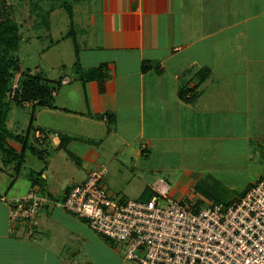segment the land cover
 I'll use <instances>...</instances> for the list:
<instances>
[{
  "label": "crops",
  "instance_id": "crops-1",
  "mask_svg": "<svg viewBox=\"0 0 264 264\" xmlns=\"http://www.w3.org/2000/svg\"><path fill=\"white\" fill-rule=\"evenodd\" d=\"M70 3L67 36L76 78L62 76L60 87H52L57 88L52 107L22 108L31 112L24 120L27 139L31 134V145L45 151L47 164L40 168L46 190L62 198L71 185L104 166L103 184L112 196L139 200L148 189L155 197L198 206L218 202L210 197L214 172L209 169L224 158L227 143L236 141L232 152L243 153L264 138V0ZM101 65L106 78L81 82L79 69ZM182 90L195 96L191 102L180 98ZM61 135L72 138L66 147ZM63 154L72 175L58 185L49 168H56L55 159L68 163ZM22 169L10 165L0 171V264H81V234L70 231L68 237L65 228H53L52 208L39 211L33 221L12 224L7 201L35 187L29 183L14 191L19 184L11 187L3 177L16 170L21 175ZM118 181L128 185L117 190ZM54 220L77 232H84L83 225L90 229L64 209ZM85 235L86 242L92 237L107 242ZM134 262L124 256L109 263L139 264Z\"/></svg>",
  "mask_w": 264,
  "mask_h": 264
},
{
  "label": "built area",
  "instance_id": "built-area-1",
  "mask_svg": "<svg viewBox=\"0 0 264 264\" xmlns=\"http://www.w3.org/2000/svg\"><path fill=\"white\" fill-rule=\"evenodd\" d=\"M106 167L76 182L59 204L89 228L123 244L127 260L139 264H264V176L236 201L153 197L150 201L110 195ZM7 201V200H6ZM10 220L33 221L50 202L36 188L7 201Z\"/></svg>",
  "mask_w": 264,
  "mask_h": 264
},
{
  "label": "rangeland",
  "instance_id": "rangeland-1",
  "mask_svg": "<svg viewBox=\"0 0 264 264\" xmlns=\"http://www.w3.org/2000/svg\"><path fill=\"white\" fill-rule=\"evenodd\" d=\"M8 3L10 8L7 10L8 13L6 14L10 18H14L20 26L22 35V39L17 48L19 49L20 47L19 51L17 50V55L20 59L22 70L28 69L35 76L41 75L43 79L49 81L51 87H57L56 82L62 76L71 79L76 78V73L73 71L75 58L72 54V50H70L71 41H68L70 38L67 36L70 31L69 20L67 14L60 5L61 3L56 0H8ZM48 17L49 23L46 24H48L50 28L49 31L45 24V22H48ZM80 77L81 74L79 75V78ZM26 116H31L30 109H25L23 111L22 108L13 105L8 120V129L12 131V133H23V136L27 139L25 133L28 131V128L24 127ZM27 141L29 146L33 143L31 134ZM18 144V142H12L13 146ZM227 144L229 150L225 152L226 155H224V158L220 160L218 166L209 169V172H214L213 174L211 173V179L209 180V183L214 186V190L211 192L212 194L210 197L212 200L218 199V202L223 203L228 200L234 201L235 198L240 197L243 192L248 191L254 183L258 182L264 176V138L251 142L248 145V151H244L243 153L232 152V149H236V141L232 143L228 142ZM225 145L226 144L223 143V147ZM18 146H20V148H18ZM18 146L16 147L18 148L17 151H24V158H26L22 164L23 169L22 172L20 171L21 175H19L18 170H16L13 177L5 176L3 179L6 180V183H9L8 185H11V187L15 184H21V189L18 185V187H14L13 190H20L22 192L27 184L33 183L25 174L28 175L33 173L38 176L39 171L43 168L42 166L47 163L46 158L41 160L32 155L29 146H27L28 148L26 150L25 145ZM54 153L55 152H52L51 155ZM63 156L67 159V154H63ZM55 161L54 164L57 165L56 168L53 167L52 170L49 168V172L51 173V175L49 173L50 179L53 182L59 183L58 185H62V181L68 180L72 175L70 160H68L66 164H64L61 158L55 159ZM72 166L75 168L73 162ZM77 170L78 168L76 171ZM36 178H39V176ZM44 183L46 182L44 181ZM127 185V183L118 181L115 188L119 190L120 187H126ZM55 195H57L56 192ZM49 208L54 210L55 217L63 214V209L61 207L59 208L57 205L50 206ZM56 212H59V214H55ZM55 217L53 218V222L49 220L53 228L55 226L61 229L65 228L63 230L67 233L68 237L71 236L70 231L81 234L78 236L79 246H81V250L85 254L84 261L82 260V256L80 257L81 264H87V262L90 261L93 264H110L113 258L118 260V258L125 256L122 248L123 244L119 243L120 245L117 246L108 239L106 240L107 242L103 243L99 235L91 231V229H88L86 225H83V233L80 230L77 232L74 225L57 223V221L54 220ZM55 234L58 238L62 236H59L56 232ZM85 234H95V236L99 238L96 239L92 237V241L89 240L86 242L88 238ZM60 241H62V239ZM113 249L119 250L120 253L117 254Z\"/></svg>",
  "mask_w": 264,
  "mask_h": 264
},
{
  "label": "trees",
  "instance_id": "trees-1",
  "mask_svg": "<svg viewBox=\"0 0 264 264\" xmlns=\"http://www.w3.org/2000/svg\"><path fill=\"white\" fill-rule=\"evenodd\" d=\"M56 1L61 3L60 5L62 9L71 18L72 7L70 0ZM9 8L10 6L8 0H0V171L10 165H13L15 168H19L24 161V154L17 151L10 144L12 141L25 145V147L27 144L25 143L27 141L25 136L14 134L8 129L7 120L9 113L12 110V106L15 105L19 108H24L25 105L52 107L57 91V88H52L49 85V81L43 79L41 75L35 76L28 69L22 70L21 62L17 55V50L19 51L20 47L19 49L17 48L20 44V40L22 39V35L20 32V26L17 24L14 18L12 19L6 14L8 13L7 10ZM47 19L48 22H45V24L49 23V17ZM46 28L48 31L50 30L48 24H46ZM76 66L79 67V64L76 63ZM105 69V65H101L98 68H93L88 71H82L79 69L81 74L80 80L83 84L91 79L103 80L107 76L105 74ZM61 83V80L57 82L58 87H60ZM188 91L189 90H182L179 96L181 99L191 102L195 96H191V94H189L190 98H188ZM60 140L61 145L66 147L72 138L61 135ZM29 149L39 159L44 160V149L38 150L32 145L29 147ZM42 174L43 171L39 172V178H36L38 176L32 173L28 175V178L33 181V185L35 188H37L36 190L38 194L50 202L42 208L47 209L50 206L62 203L65 200L66 195L62 198H58L55 193H50V190H46V183H44L45 180L42 178ZM73 185L70 186V189L66 192V194L71 190ZM246 192L247 191L243 192L241 197L244 196ZM154 195L155 194L153 192L147 189L144 191L139 201H150L153 197H155ZM76 218L84 221L87 224L86 220L79 217ZM19 222H23V220L18 221V223Z\"/></svg>",
  "mask_w": 264,
  "mask_h": 264
}]
</instances>
